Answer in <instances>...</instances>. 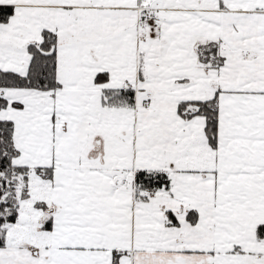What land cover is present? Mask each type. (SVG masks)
<instances>
[{
  "label": "snow or ice",
  "instance_id": "snow-or-ice-1",
  "mask_svg": "<svg viewBox=\"0 0 264 264\" xmlns=\"http://www.w3.org/2000/svg\"><path fill=\"white\" fill-rule=\"evenodd\" d=\"M0 264H264V0H0Z\"/></svg>",
  "mask_w": 264,
  "mask_h": 264
}]
</instances>
